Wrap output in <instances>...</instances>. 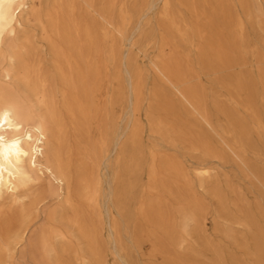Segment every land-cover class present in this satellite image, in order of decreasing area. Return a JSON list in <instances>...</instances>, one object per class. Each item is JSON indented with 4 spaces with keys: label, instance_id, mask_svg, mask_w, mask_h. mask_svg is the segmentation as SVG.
Listing matches in <instances>:
<instances>
[{
    "label": "bare ground",
    "instance_id": "bare-ground-1",
    "mask_svg": "<svg viewBox=\"0 0 264 264\" xmlns=\"http://www.w3.org/2000/svg\"><path fill=\"white\" fill-rule=\"evenodd\" d=\"M149 13L161 30L159 48L173 49L154 64L169 91L153 86L148 95L157 112L151 133L220 161L228 150L244 178L264 190V0H0V264H102L100 220L111 209L119 221L110 220L109 238L122 264H130L122 231L134 246L152 241L165 264H187L169 254L189 236L202 239L206 208L178 160L146 146L143 72L120 54L124 41L157 43ZM248 28L256 32L255 49ZM182 45L196 49L194 62L176 51ZM198 73L213 88L192 83ZM103 84L111 90L99 102ZM100 167L108 175L105 193ZM193 171L205 179L211 168ZM142 174L149 184L135 195ZM155 183L182 204L178 225L163 199H148ZM200 187L223 216L248 229L249 253L264 264V212L234 196V216L215 183ZM205 247L212 264H223L218 250Z\"/></svg>",
    "mask_w": 264,
    "mask_h": 264
},
{
    "label": "rangeland",
    "instance_id": "rangeland-1",
    "mask_svg": "<svg viewBox=\"0 0 264 264\" xmlns=\"http://www.w3.org/2000/svg\"><path fill=\"white\" fill-rule=\"evenodd\" d=\"M260 2V0H257ZM161 2H157L156 6L159 7ZM240 13V10H236ZM148 18L151 20V26L153 31V40L157 43L152 42H138L135 45H131L129 42H125L120 47V54L128 53L131 56L132 63L135 67L143 72V87L140 107V120L142 125L145 127V132L143 134V140L148 146V148L156 151L157 155L162 158L174 157L178 160L189 184L191 194L203 203L206 208V214L204 220H200L198 227L201 230L202 239H198L195 236H189L185 238V242L181 245V249H176L174 252L170 253L171 259L181 256L187 262V264H212L213 255L205 247V244L212 245L222 257L223 264H257V256L250 254L252 249L250 242V234L246 227L241 224L231 221L219 211L217 202L215 198L207 191V189L201 188L200 184L205 183L209 185L215 183L219 188L220 192L229 200L228 210L229 212L236 216L238 215L236 208L231 204L234 196L241 197L242 204L247 206L250 210L257 213L259 211L264 212V190L260 186L254 185L244 178L242 172L240 171V164L235 160L234 156L226 149V159L223 161L217 160L211 156L201 155L199 152H189L181 147H173L162 141L160 136L151 133L149 122L154 119L157 112L154 109L149 108V93L153 86L166 88L162 83L160 77L154 69V64L161 60V56H167L172 48H164L163 50L159 48L158 43L160 40L161 30L158 27V20L155 18L153 13L147 14ZM129 36L133 41H139L137 33L128 31ZM247 41L251 48H254L256 44V32L251 29H247L246 32ZM264 36V35H263ZM152 40V41H153ZM259 48V46H258ZM255 49V48H254ZM162 51V52H161ZM179 53H184L192 62L196 57V49L192 47H187L185 45L177 47ZM248 68L251 69L252 73L255 75L257 73V65L249 59L247 61ZM192 83L200 84L203 88L209 90L213 88L210 78L202 73H198ZM216 88V87H215ZM109 85L103 84L102 90L99 94V102H103L106 94L110 92ZM166 90H168L166 88ZM169 91V90H168ZM224 98H221L222 101ZM213 116L215 114L212 113ZM220 121V120H219ZM219 123V122H218ZM220 123H222L220 121ZM219 123V124H220ZM209 133V129H205ZM211 141L218 142L216 138H212ZM252 153L249 152L248 157L250 158ZM199 166H208L211 168V173L208 178L200 179L194 174V168ZM97 178L102 184V191L105 193L107 191V179L108 175L100 167L97 171ZM163 176L160 175L158 178L162 179ZM134 184V194L139 193V184H149L148 175H143L138 178ZM141 180V181H140ZM151 184V182H150ZM156 190H152L147 193L148 199L154 201L157 198H161L169 206L170 219L174 225L179 224V216L177 211L181 208V205L176 203L173 199L169 198L166 193L160 188L158 184H154ZM234 194H231V190ZM106 205V202H104ZM135 208V203H133ZM132 205V210H133ZM111 219L119 221V218L114 209L110 210V215L102 214L100 220V241L102 243V264H122L120 260L116 258L113 254V245L111 244L109 238V222ZM123 224L119 223V228H122ZM121 241L125 246V251L123 253V259L130 264H165V259L161 254L153 253V242L146 241L143 244L134 246L131 241L125 238L123 231L121 232ZM249 245L248 247H246ZM186 247L191 248L185 251ZM237 262V263H236ZM83 264H95L91 259L87 258ZM124 264V263H123Z\"/></svg>",
    "mask_w": 264,
    "mask_h": 264
}]
</instances>
